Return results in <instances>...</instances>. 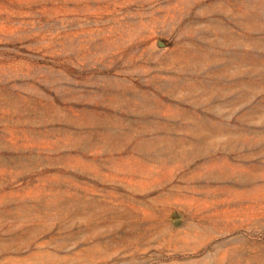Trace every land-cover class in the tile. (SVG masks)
<instances>
[{
  "label": "rangeland",
  "instance_id": "1",
  "mask_svg": "<svg viewBox=\"0 0 264 264\" xmlns=\"http://www.w3.org/2000/svg\"><path fill=\"white\" fill-rule=\"evenodd\" d=\"M0 264H264V0H0Z\"/></svg>",
  "mask_w": 264,
  "mask_h": 264
}]
</instances>
